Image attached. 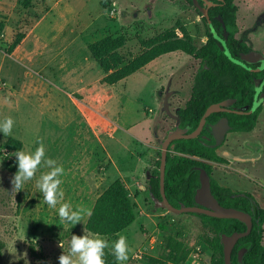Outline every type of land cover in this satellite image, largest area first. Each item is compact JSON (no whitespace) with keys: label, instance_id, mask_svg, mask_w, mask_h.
I'll list each match as a JSON object with an SVG mask.
<instances>
[{"label":"rangeland","instance_id":"rangeland-1","mask_svg":"<svg viewBox=\"0 0 264 264\" xmlns=\"http://www.w3.org/2000/svg\"><path fill=\"white\" fill-rule=\"evenodd\" d=\"M239 1L241 37L253 52L264 54V0ZM0 20L6 24L0 42V120L14 121L9 135L0 133V264H59L72 234L91 233L86 224L94 205L117 179L136 204L137 219L116 236L100 237L111 250L120 235L126 237L128 259L121 264H153L154 259L211 264L210 232L202 218L158 206L147 190L162 143L176 124V107L189 96L199 63L177 51L108 85L104 78L99 81L103 70L89 51L105 37L124 36L121 54L130 62L144 52L147 40L172 31L201 47L207 27L197 10L185 0H35L27 10L19 0H0ZM18 35L25 41L6 54ZM6 137L32 151L42 141L45 157L57 161L47 167H63L58 187L64 196L55 208L43 202L36 185L46 167L38 166L21 190H12L13 175L3 159ZM229 139L219 153H250L259 147L261 156L228 162L233 169L216 167V176L226 186L252 193L264 208V103L255 129ZM10 157L16 161L15 153ZM62 203L85 210L79 223L60 219ZM171 252L179 261L168 260ZM73 260L78 264V255Z\"/></svg>","mask_w":264,"mask_h":264},{"label":"trees","instance_id":"trees-1","mask_svg":"<svg viewBox=\"0 0 264 264\" xmlns=\"http://www.w3.org/2000/svg\"><path fill=\"white\" fill-rule=\"evenodd\" d=\"M35 0H19L20 6L27 10L33 6ZM175 1V0H167ZM187 4L194 7L203 18L207 27V41L201 47H194L185 39L176 37L175 32H167L157 35L143 43L144 52L139 56L126 62L121 50L126 46L127 39L124 36L105 37L89 46L92 58L98 62L106 73L103 81L108 85L132 76L136 72L147 67L150 63L161 56L182 51L191 56L199 63L195 73L190 98L178 112L180 127L191 126L196 129L205 114L206 110L213 104L221 101L235 99L237 106L251 107L254 102L256 87L255 79L264 78V72L259 73L249 68H255V64H247L243 67L231 61L226 55L222 44L214 38L211 27L194 3V0H185ZM214 3L208 8L213 26L220 35H223V24L226 25L229 33L227 44L234 57L240 58L251 51L250 45L241 37L239 17L241 5L239 0H210ZM199 4L207 7L204 0ZM222 17L224 23L218 20ZM6 24L0 20V42L4 35ZM186 35V34H185ZM25 39L24 35H18L13 43L5 49L6 54L13 52ZM262 106L251 115L238 116L234 120L237 130L251 131L255 128ZM213 115L207 118L209 123ZM207 134V131H203ZM175 149L170 152L167 159L165 193L172 205L177 208L191 206L195 194V187L188 188L185 183V175L194 164H202V159L220 161L216 148L199 139H181L173 142ZM22 141L13 137H6L4 141L5 155L3 159L7 163L8 170L14 175L17 171L15 160L10 155L18 149H23ZM160 159L157 168L153 171L148 181L147 190L153 201L161 200L160 186ZM203 167H205L203 165ZM210 173V167L207 168ZM212 192L217 201L224 207L237 209L250 215L253 220L251 233L241 238L234 247L232 262L238 261L239 248L248 245L249 249L244 255V264H264V208L258 203L255 197L246 192H234L230 188L220 186L213 181ZM156 203V202H155ZM136 204L130 198L125 183L121 179L115 180L97 199L94 208L88 218L86 229L102 237L116 236L128 229L137 219ZM202 218L209 228V245L213 249L211 264H225L224 245L222 235L229 236L235 233H244L247 226L236 219H223L205 214H197ZM35 246L36 244L33 243ZM3 244L0 243V256ZM34 249V248H33ZM171 252L168 260L179 261ZM104 264H121L117 261L113 251L106 247L103 256ZM164 264L161 260H153V264Z\"/></svg>","mask_w":264,"mask_h":264},{"label":"water","instance_id":"water-1","mask_svg":"<svg viewBox=\"0 0 264 264\" xmlns=\"http://www.w3.org/2000/svg\"><path fill=\"white\" fill-rule=\"evenodd\" d=\"M204 1L206 2L208 7H211L214 5V3L209 0H204ZM194 3L197 6L198 10L201 13H203L204 17L207 19L211 27L212 33L214 35V38L217 39L222 44L223 48L225 49L226 55L229 57L231 61L243 67H247V63L259 62L261 66L258 70L259 71L264 70V56L260 54L251 53V54L242 55L240 58L234 57L226 41L229 35L226 25L223 24L224 33L223 35H220L217 29L213 26L212 19L210 18L208 8L202 7L199 4L198 0H194ZM218 20L224 23L222 17H218ZM257 89H260L259 93H257ZM263 90H264V79L258 80L256 82V94H255L254 102H253L251 109L242 111L241 113L250 115V114H253L258 109V107L262 104V102L260 101L264 99V93H262ZM235 101H236L235 99H230L220 104L211 105L206 110L205 114L203 115L200 121L199 126L194 132H192L191 134L182 135L183 131L177 130L171 133L164 140V142L162 143L161 163H160L161 200L159 199L155 200L158 206L164 209H167L168 211L173 212L175 214H183V213L205 214V215H209L212 217L223 218V219H236V220L243 222L247 226V230L244 233H241V234L235 233L231 236L227 234L222 235V243L224 245L225 264H233L232 254H233L234 247L236 246V244L241 238L247 237L251 233L253 229V220L250 217V215L240 210L227 208L219 204V202L214 198L212 194L211 181L205 170H201V175H200L201 186L197 189L196 195H195V199L197 203L199 204V206L197 207L177 208L174 205H172L170 201L168 200L166 193H165V179H166V168H167L168 155L170 152H173V150L175 149V145L174 144L171 145L173 140L182 138V137L189 138V139L198 137L203 127L206 124L207 118L211 114L224 110L225 106H229L233 104ZM222 124L223 123L217 126H214V131L217 137V144H220L222 142L224 135L227 132V128H229L228 122L225 121V124H224L225 128L223 132H221L220 127L222 126ZM226 155L238 161H246V160H251L254 158V156H251V155H244V156H231L229 154H226ZM248 249H249L248 245H244L239 248L238 261L236 264H244V255L246 254Z\"/></svg>","mask_w":264,"mask_h":264},{"label":"clouds","instance_id":"clouds-1","mask_svg":"<svg viewBox=\"0 0 264 264\" xmlns=\"http://www.w3.org/2000/svg\"><path fill=\"white\" fill-rule=\"evenodd\" d=\"M260 89H257V93ZM260 102L264 103V99ZM14 121L11 117H5L0 120V133L9 135L12 131ZM17 171L14 173L11 183L13 191L21 190L25 182L31 180L37 172L38 166L46 167L48 170L41 172L36 180V185L43 196V202L51 208H55L58 200H62L64 193L59 190L61 180L59 176L64 169L58 165L49 169L47 166L57 164V161L45 157V146L42 141H38V146L34 151L18 149L15 151ZM84 209L77 207L75 210L68 203L60 204L58 216L63 222L77 224L82 219ZM90 214V213H89ZM62 247V245L60 244ZM108 242L100 237L99 233H87L83 235L72 234L68 254L63 252L59 257V264H77L73 257L78 255V264H104V249ZM112 251L117 261H126L128 259V245L126 237L120 235L112 245Z\"/></svg>","mask_w":264,"mask_h":264},{"label":"flooded vegetation","instance_id":"flooded-vegetation-1","mask_svg":"<svg viewBox=\"0 0 264 264\" xmlns=\"http://www.w3.org/2000/svg\"><path fill=\"white\" fill-rule=\"evenodd\" d=\"M210 1V0H209ZM199 2V0H198ZM203 7V6H202ZM204 8H209L208 6L207 7H204ZM224 32V31H223ZM251 48V47H250ZM251 53H255L253 52L252 50L248 53V54H251ZM259 54V53H257ZM262 56H264V54H260ZM247 64H255L257 65L255 68H249L250 70L253 69L252 71H256V72H259V73H262L264 72V70L262 71H259L258 69L260 68L261 64L259 62L257 63H247ZM248 67V66H247ZM264 78L262 79H255V87H256V82L258 80H263ZM192 86V85H191ZM264 93V90L263 92ZM170 94L167 93V97L166 99L164 100L165 102V108L167 109V103L169 102L170 98L168 97ZM190 94H191V89H190V93H189V96L184 100V105L182 107L185 106V104L187 103V101L189 100L190 98ZM230 100V99H229ZM226 101V100H225ZM224 101H221L219 103H216V104H220ZM174 104H177V103H174L172 102V106ZM263 105V103L259 106L261 107ZM182 107H176V117L175 119L177 120L176 121V124L174 125V128L167 134L166 138L173 132L177 131V130H181L183 131L182 135H187V134H191L192 132H194L196 129H193L191 128V126H188V127H180V120H179V117H178V112L179 110L182 108ZM252 107V106H251ZM251 107H249L248 105L247 106H237L236 105V101L229 105V106H225L224 110L222 111H218V112H215L211 115H213L212 119L210 120V122L208 123L207 120H206V124L205 126L203 127L201 133L199 134L198 137H196L197 139L201 140L202 142L204 143H207L209 144L210 146H213L214 148H216V151L218 153V155L222 158L220 161H213V160H209V159H202L200 161H202V164L211 169V172L209 173L207 171V169L205 167H203V165L197 163V164H194L192 166V168L186 173L185 175V183H186V186L188 188H190L191 186H196V184L198 183V186L195 187V194H194V198H193V201H191V206L189 207H197L199 206V204L197 203L196 199H195V195H196V191L197 189L201 186V181H200V175H201V170H205L210 178V181H211V189H212V185H213V181L214 182H217L220 186H223V187H226V188H230L232 191L234 192H246V191H240V190H235L233 188H231L230 186H226L225 184H222L220 181H219V178L216 176V167H219V166H223L224 168H228V169H233L231 166L229 165H226L228 162L230 161H238V160H235L229 156H227L226 154H229L231 156H244V155H251V156H254L253 159L251 160H246V161H240V162H248V161H255L258 157L261 156V153H262V149L258 147V149H255L253 150L252 152L250 153H243V154H237V153H234L232 150L231 151H228V150H222L221 153H219V149L221 147H223L224 145H226L227 143H229V135L231 134H235V133H242V132H247V131H240V130H237L235 124H234V120H237L238 119V116H243V115H248V114H245V113H241L242 111H245V110H249L251 109ZM258 107V109H259ZM257 109V110H258ZM256 110V111H257ZM255 111V112H256ZM262 111V109H261ZM254 112V113H255ZM261 113V112H260ZM251 115V114H250ZM260 116V114H259ZM258 116V118H259ZM225 121L228 122V125H229V128H227V132L225 133L224 135V138L222 140V142L220 144H217V137H216V134H215V131H214V126H217L221 123L222 126L220 127V131L223 132L224 130V124H225ZM258 122V120H257ZM257 125V124H256ZM199 126V125H198ZM256 127V126H255ZM255 129V128H254ZM253 129V130H254ZM206 130L207 131V134H204L203 131ZM251 130V131H253ZM219 131V130H218ZM251 131H248V132H251ZM165 138V139H166ZM196 138H193V139H196ZM181 139H189V138H178V139H175L173 140L176 141V140H181ZM173 142L171 143V145L173 144ZM174 151V150H173ZM246 193H250V192H246ZM213 194V192H212ZM252 194V193H250ZM253 195V194H252ZM214 196V195H213ZM254 196V195H253ZM255 197V196H254ZM216 199V197H214ZM256 199V198H255ZM217 200V199H216ZM257 200V199H256ZM258 201V200H257ZM156 202V201H155ZM259 203V202H258ZM157 204V203H156ZM220 204V203H219ZM260 204V203H259Z\"/></svg>","mask_w":264,"mask_h":264},{"label":"crops","instance_id":"crops-1","mask_svg":"<svg viewBox=\"0 0 264 264\" xmlns=\"http://www.w3.org/2000/svg\"><path fill=\"white\" fill-rule=\"evenodd\" d=\"M24 41H25V40H24ZM74 53H75V52L73 51L72 54H70L71 57L74 56ZM88 62H89V61H88ZM94 63H95V62H94ZM95 66H98V63H97V62L95 63ZM89 67H90V68H93V65H92V66H89V65H88L87 68H89ZM80 70H81V69H80ZM102 70H103V69H102ZM104 73H105V72L103 71V73H102L101 78L99 79V81H100L101 79H103L104 76H106V75H104ZM87 87H88V85H87ZM89 121H90V120H89ZM90 122H91V121H90Z\"/></svg>","mask_w":264,"mask_h":264}]
</instances>
